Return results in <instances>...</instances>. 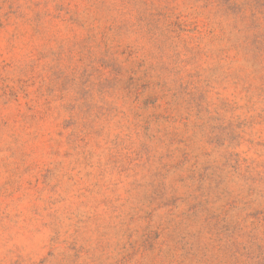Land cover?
<instances>
[{
	"label": "rangeland",
	"instance_id": "obj_1",
	"mask_svg": "<svg viewBox=\"0 0 264 264\" xmlns=\"http://www.w3.org/2000/svg\"><path fill=\"white\" fill-rule=\"evenodd\" d=\"M0 264H264V0H0Z\"/></svg>",
	"mask_w": 264,
	"mask_h": 264
}]
</instances>
